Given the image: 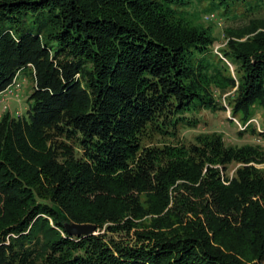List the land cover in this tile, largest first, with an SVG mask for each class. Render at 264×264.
I'll use <instances>...</instances> for the list:
<instances>
[{"label": "trees", "instance_id": "1", "mask_svg": "<svg viewBox=\"0 0 264 264\" xmlns=\"http://www.w3.org/2000/svg\"><path fill=\"white\" fill-rule=\"evenodd\" d=\"M192 2L0 0V90L28 63L35 84L0 117V264H264V148L150 141L224 109L214 89L264 112V20L226 29L232 74Z\"/></svg>", "mask_w": 264, "mask_h": 264}, {"label": "rangeland", "instance_id": "2", "mask_svg": "<svg viewBox=\"0 0 264 264\" xmlns=\"http://www.w3.org/2000/svg\"><path fill=\"white\" fill-rule=\"evenodd\" d=\"M249 3L253 5L255 1H251ZM251 5H249L248 3L246 4V2H242V1L237 2L235 4H231V6L229 7L230 12L222 16L221 15L222 10L220 8L213 9L214 11L204 12L203 9L205 8V6H207V2L206 1L197 2V0H193V2L189 7L190 8L189 10H197L200 13L199 21L202 22L204 25L213 26V32L217 36V39L213 42L212 48L214 52L217 53V55L222 57V55L219 52V48L223 47L228 39L225 35L226 29L228 28L237 29L243 27L249 23V19L251 18H259V20L261 19L264 20V4H261L260 6L257 5L251 6ZM211 9L212 8H210V10ZM209 13H214V16L219 18V21H217V19H214L215 17L211 19L207 18L205 15ZM251 35H254V33H252ZM245 39L246 37L241 38L239 40H245ZM222 59H224V61L227 63L230 72L233 74V65L224 57H222ZM27 67L28 69L26 70H21V69L16 70V72H19V77L23 80V91L19 95V99H20L19 102L16 99L14 100L11 98L7 100V102H9L10 104L11 109L12 106H15L13 105L15 104V102L18 103L15 106L14 113H16L18 110L20 113L26 110L28 104L27 102L28 96L35 85L34 68L30 63L27 64ZM29 70L31 73L29 72ZM234 89L235 88H233L229 92L224 91V94L223 91L214 89V97L216 102L218 103L219 106L222 105L225 108L222 109L220 107H217L213 110L201 108L192 115L187 114L188 116H192L193 118H195L197 123L195 126H180L178 131V138L170 139V138L160 137L156 139L155 137H153L150 141H153L157 144H162V143L174 144L176 141L179 140L180 142H184L185 144H188L193 141L194 136L197 133L214 131L222 135V138L226 145L239 146L243 144H258L262 148H264V112L261 110V108L257 106H253L251 108L252 115L244 124H242L238 118H234L230 114V106L228 105L227 99L225 98V96L228 94L233 95ZM5 101H6V97L1 98L0 110ZM17 106L19 109H16ZM250 164L258 168H264V162L261 163L251 162ZM240 165L241 164H239L238 166ZM233 168H231L232 170L230 169L231 170L229 171L230 173H233V171L235 170ZM132 231L133 230L130 231V234L132 233Z\"/></svg>", "mask_w": 264, "mask_h": 264}, {"label": "built area", "instance_id": "3", "mask_svg": "<svg viewBox=\"0 0 264 264\" xmlns=\"http://www.w3.org/2000/svg\"><path fill=\"white\" fill-rule=\"evenodd\" d=\"M207 18L211 19L214 16V13H209L205 15ZM214 19H217L219 21V18L215 17ZM23 91V80L19 77V72H16L14 76L12 77L11 81L8 83V85L0 91V100L1 98L6 97V101L3 103L2 108L0 110V117L6 113L10 112V104L7 102V100L11 99H16L19 102V95ZM20 107V106H19ZM19 109V108H16ZM19 112V110L17 111Z\"/></svg>", "mask_w": 264, "mask_h": 264}, {"label": "water", "instance_id": "4", "mask_svg": "<svg viewBox=\"0 0 264 264\" xmlns=\"http://www.w3.org/2000/svg\"><path fill=\"white\" fill-rule=\"evenodd\" d=\"M67 232L72 236H84L95 234L96 225L90 223H67L65 225Z\"/></svg>", "mask_w": 264, "mask_h": 264}]
</instances>
